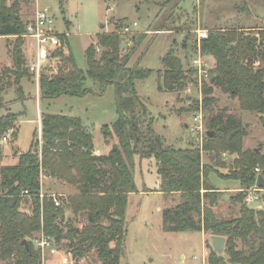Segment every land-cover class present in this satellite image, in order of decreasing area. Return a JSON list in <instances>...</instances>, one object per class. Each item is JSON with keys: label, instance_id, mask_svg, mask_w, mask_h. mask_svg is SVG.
I'll use <instances>...</instances> for the list:
<instances>
[{"label": "trees", "instance_id": "1", "mask_svg": "<svg viewBox=\"0 0 264 264\" xmlns=\"http://www.w3.org/2000/svg\"><path fill=\"white\" fill-rule=\"evenodd\" d=\"M20 1L0 0V36L14 37L10 48L12 64L0 68V136L13 128L12 141L18 133V114L10 108L1 112L5 108L4 96L13 88L17 99L23 100L20 82L29 75L22 49L26 30ZM177 2L168 15L172 24L176 20L172 12L178 7ZM163 3L167 6L171 0ZM112 21L114 29L99 32L95 42L86 47V70L76 65L70 49L64 51L60 46L54 50L52 56L59 58L57 72L41 74L39 94L44 99L63 94L83 96L90 91L84 84L87 77L102 88L112 84L117 119L111 126L102 125L101 130L105 138L114 134L118 145L107 154H96L92 129L79 116L42 113V144L39 145L34 133L28 150L20 153L15 150L18 158L14 164H0V258L16 256L15 264H41V248L35 247L34 240L41 233L55 241L62 236L59 218L64 207L61 203L56 205L51 195L39 197L43 175L71 185L74 190L65 198L68 207L74 215L82 211L87 214L86 224L80 230L69 225L66 235L71 239L77 236L86 249L94 247L101 264H119L126 255L125 211L128 194L137 191L133 171L134 157L138 156L155 159L157 191L168 197L179 195L176 205L162 210L164 230H203L211 236H223V252L217 253L210 247L208 264H264V208L251 207L245 201L257 175L264 179V155L256 147L243 148L247 130L238 115L210 107L215 100L214 87H218L237 97L240 109L262 114L260 121L264 127V68H254L264 56V27L256 28V35L241 27L207 30L206 37L199 42L200 51L202 55H211L215 64L200 85L203 98L194 107L204 111V135L202 141L176 147L154 130L153 117L148 115L146 103L135 89L136 79L152 73L139 65L141 56L129 65L146 33L132 32L129 36L132 45L123 53L122 43L129 34L122 33L124 26L120 19ZM174 29L172 25L161 27V30ZM58 36L67 44L65 33ZM187 39L182 41L183 47L188 46ZM175 44L162 57L160 91L178 92L186 88L189 80L197 81L196 69H184ZM197 44L194 41L195 51ZM184 54L188 59L189 55ZM203 153L208 154L209 162H203ZM226 153L235 154L230 164L224 161ZM226 165V173L218 170ZM255 167L260 171L256 172ZM212 172L239 181L240 189L230 195L231 201L238 205L236 216L225 218L215 212L222 191L211 182ZM25 190L31 200L30 213L20 210ZM24 238L28 248L22 243ZM76 249L81 254L82 250Z\"/></svg>", "mask_w": 264, "mask_h": 264}, {"label": "rangeland", "instance_id": "2", "mask_svg": "<svg viewBox=\"0 0 264 264\" xmlns=\"http://www.w3.org/2000/svg\"><path fill=\"white\" fill-rule=\"evenodd\" d=\"M177 1L178 7L172 12L173 18L176 19L175 24L170 22L172 18L168 16L174 8L175 0H171L167 6L163 0H63L62 3L60 0H21L20 14L24 20H27L34 14L36 8L47 9L54 18L56 32L67 35V44L61 40V47L64 51L67 49L72 51L76 65L83 70L87 68L84 53L86 47L91 42H95L96 34L99 32L114 29L113 19H120L124 26L123 29H129L126 33L122 29L123 34H129L122 43L123 53L128 52V48L132 45L129 40L132 32H145L147 36L137 52L133 54L129 65H133L141 56L139 65L151 69L152 73L145 78L136 79V92L146 103L148 115L153 117L154 130L165 139L166 143L184 147L196 140L202 141L204 132L203 135L195 133L189 130V126L199 110L203 116V109L199 107L195 110L194 107L197 101L199 103L203 98L200 85L207 80L208 71L214 66L215 60L211 55L201 54L205 75L200 76L197 73L196 82L189 80L185 89L176 92L158 89L160 74L163 70L162 57L173 42H176L175 52L182 59L184 69L189 71L192 67L194 68L192 59L197 56L198 48L196 51L193 49L194 41L198 43L197 29L206 30L207 34V30L213 28L241 27L246 32L256 35V28L264 27V0ZM171 25L175 28L173 31L161 30V27ZM185 38H188V46L183 47L182 41ZM27 41L34 44L32 38H27ZM184 52L187 56L189 55L188 59H185ZM262 52L264 54V47ZM24 55L29 74L22 80L25 97L19 100L14 89H9L4 96L5 108L1 110L5 113L10 106L11 111L18 114V133L14 141L11 140V135L5 141L0 136V164L8 165L16 162L18 156H15L14 160L15 150L19 151L18 153L28 150L34 133L39 140V145L42 144L38 119L40 113L44 112L79 116L84 124L91 127L94 145L102 147L104 137L101 130L102 125L111 126L117 119L114 86L108 84L102 88L97 82L87 77L84 84L90 91L83 96L63 94L54 99L40 98L37 91L40 76L56 73L59 58L57 56L48 57L36 81L35 74L29 69L34 56L29 52H24ZM254 68H264V56L259 63L254 65ZM212 96L215 98L210 106L212 109H226L227 112L238 115L244 123L247 135L243 139V148L256 147L264 155V127L260 121L262 114L240 109L237 97L231 96L218 87H214ZM185 124L188 126L186 127ZM12 131L13 128L11 133ZM106 138L108 153L111 145H118V140L114 134ZM94 152H96L95 148ZM234 157L235 154L226 153L224 161L230 164ZM202 160L209 162L208 154L203 153ZM134 162L133 180L137 191L128 194L125 211L126 255L121 257L119 264H202L203 259H205L203 264H208L207 257L212 247L211 234L205 233L202 236L200 231L164 230L162 212L158 207L164 206L168 196L154 190L158 188L156 161L153 157L135 156ZM227 166L219 167L218 170L226 173ZM210 175L214 185L223 188L232 185V182H226L215 172ZM40 180L42 191L46 193L51 190L57 191L64 193L66 198L74 190L67 186L71 191L67 194L68 191L65 190L62 181L52 179L49 183L44 182L43 175L40 176ZM230 180L239 182L231 178ZM235 192L222 191L214 206L219 216L230 218L237 215L238 205L234 204L230 197L228 199V195ZM257 192L260 195L259 199L247 204L254 208H264V186L259 187ZM65 198L62 202L63 218L59 219L61 227L63 230H66L69 225L82 227L86 223V216L83 213L74 215ZM20 210L26 213L31 212V200L28 195L23 197ZM50 241L54 240L50 239ZM68 243L67 240H61L57 249L58 254H49L46 251L44 254L41 253V264H61L64 254L72 258L76 257V251L69 247ZM34 244L38 247L36 240ZM238 246H242L240 240H238ZM15 261L16 256L0 258V264H15ZM77 264H101V260L95 249H89L82 256H78Z\"/></svg>", "mask_w": 264, "mask_h": 264}, {"label": "built area", "instance_id": "3", "mask_svg": "<svg viewBox=\"0 0 264 264\" xmlns=\"http://www.w3.org/2000/svg\"><path fill=\"white\" fill-rule=\"evenodd\" d=\"M33 1V0H29ZM136 24V23H134ZM25 33L23 37H30L34 40V61L29 65V69L35 74L37 80L41 74L42 66L48 57H52V53L56 48L61 46V39L58 36V33L54 29V18L47 9L41 10L36 8L34 14L25 20ZM128 28L123 29V32H128ZM206 37V30L197 29V41H198V50L197 56L192 59V65L196 69L198 75H205L206 71L204 69V63L201 59V51L199 42L202 38ZM38 83V82H37ZM189 130L202 134L204 132L203 116L201 110L193 117V123L189 126ZM11 134V129H9L5 136L2 137V140L5 141L8 136ZM255 171L259 172V168L255 167ZM42 176V175H41ZM41 183V181H40ZM42 185V183H41ZM259 186L256 183L248 190L245 197L247 203L253 202L259 199L260 195L258 194ZM23 195H28V191H23ZM55 204H60L58 195H51ZM39 197L42 199L44 194L42 190L39 192ZM38 247L41 248V253L44 254L45 248H50L51 252L55 250L51 246L50 239L47 236H44L43 233L39 235V238L36 239ZM204 263V262H203ZM202 263V264H203Z\"/></svg>", "mask_w": 264, "mask_h": 264}, {"label": "crops", "instance_id": "4", "mask_svg": "<svg viewBox=\"0 0 264 264\" xmlns=\"http://www.w3.org/2000/svg\"><path fill=\"white\" fill-rule=\"evenodd\" d=\"M27 38H30V37H25L24 38V43H23V54L24 52L27 53L29 52V54L34 55V44H31L30 41H27ZM12 39L13 37L12 36H0V68L3 67V66H11L12 64V59H11V53H10V48H11V45H12ZM34 42V40H33ZM25 56V55H24ZM260 62V61H259ZM258 62V63H259ZM3 65V66H2ZM22 80L23 78L21 79V85H22ZM22 88H23V85H22ZM37 91H38V94H39V84H37ZM40 97V96H39ZM41 98V97H40ZM10 108V106H9ZM11 109V108H10ZM40 113V112H39ZM41 114L39 115V119H38V122L40 123V130H41ZM186 127L188 126V124H185ZM107 138L103 137V144H102V147H97L94 145V148L96 150V154H107V151H106V147H107ZM94 143V142H93ZM114 147L113 145H111L110 148ZM16 159L15 155H14V160ZM15 162L11 163V164H14ZM44 177V182H50L49 180H52L51 178H48V177ZM211 175H210V180H211ZM224 178V177H222ZM158 179V178H157ZM226 182L230 181L232 182V185L231 186H227L228 188H223V187H220L219 185H214L217 189H219L220 191H229L230 192H234V191H238L240 189V183L239 182H234L232 180H230V178H224ZM41 181V180H40ZM62 184H64V188L68 193H71V191H69L70 189L67 188L68 187H72L71 185L67 184V183H64V182H61ZM61 184V186H62ZM157 186H158V181H157ZM157 188H155L154 190H156ZM42 190V188H41ZM43 194H48V195H52V194H55V195H58V199H59V202L62 204L63 200H64V193H61V192H57V191H50L48 193L42 191ZM231 194L228 195V199L230 197ZM180 198H179V195H175L174 197H166V200H165V203H164V206L163 207H158L159 210H162L166 207H172L174 205H176L178 202H179ZM80 213H83V215L86 216V219H87V214L85 211H82ZM162 216V215H161ZM63 218V216L61 218H59L60 220ZM87 221V220H86ZM86 223H84L85 225ZM82 227H77L78 230H80ZM68 227L66 228V230H63V233H62V236L60 237V239L58 241H50L51 242V246L52 248L55 250V252H51L50 251V248H45V251L48 252L49 254H58L59 252H57V249L59 248L58 245L60 244L61 240L64 239V240H67L69 243H68V246L73 248L75 251H76V257L72 258L70 256H67V254H64L63 257H62V260H61V264H74V263H77V259H78V256H82L87 250L89 249H95L94 247L93 248H89V249H86V244H81L80 242H78V238H69L67 235H66V231H67ZM173 232V231H172ZM202 232V236H204L205 232L202 230L200 231ZM55 245V246H54ZM76 248H79L82 250L81 254L78 253V249ZM86 249V250H85ZM126 252V250H125ZM69 255V254H68ZM124 257V256H123ZM203 259V258H202ZM205 259H203L202 263L204 262ZM76 261V262H75ZM74 262V263H73ZM120 263V261H119Z\"/></svg>", "mask_w": 264, "mask_h": 264}, {"label": "water", "instance_id": "5", "mask_svg": "<svg viewBox=\"0 0 264 264\" xmlns=\"http://www.w3.org/2000/svg\"><path fill=\"white\" fill-rule=\"evenodd\" d=\"M187 55V53H186ZM209 133V132H208ZM113 150L116 149V147H112ZM256 185L259 187L264 186V179L261 175H257L256 179ZM211 242H212V247L217 253H222L224 249V243H225V238L221 235H212L211 236ZM22 243L28 248V241L26 238L22 240Z\"/></svg>", "mask_w": 264, "mask_h": 264}]
</instances>
